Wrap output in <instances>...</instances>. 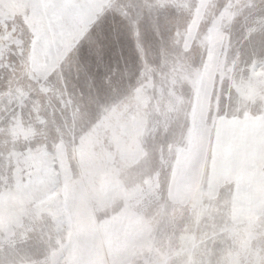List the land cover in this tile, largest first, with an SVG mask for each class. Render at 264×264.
I'll return each instance as SVG.
<instances>
[{
  "label": "rangeland",
  "instance_id": "rangeland-1",
  "mask_svg": "<svg viewBox=\"0 0 264 264\" xmlns=\"http://www.w3.org/2000/svg\"><path fill=\"white\" fill-rule=\"evenodd\" d=\"M0 264H264V0H0Z\"/></svg>",
  "mask_w": 264,
  "mask_h": 264
}]
</instances>
